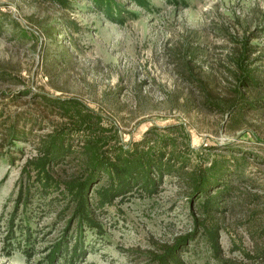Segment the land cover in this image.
<instances>
[{
	"label": "rangeland",
	"instance_id": "obj_1",
	"mask_svg": "<svg viewBox=\"0 0 264 264\" xmlns=\"http://www.w3.org/2000/svg\"><path fill=\"white\" fill-rule=\"evenodd\" d=\"M69 1L0 0V264H44L64 226L52 214L31 219L30 259L3 248L22 164L41 135L74 126L45 98L87 106L103 134L125 145L153 129L192 164L240 166L213 215L217 252L195 225L187 183L165 177L154 196L117 198L98 211L103 234L85 232L90 251L76 264H151L181 236L192 238L186 264H264V0H148L146 8L116 0L123 23L90 0ZM244 73L257 83L241 81ZM13 125L25 140L9 137Z\"/></svg>",
	"mask_w": 264,
	"mask_h": 264
},
{
	"label": "trees",
	"instance_id": "obj_2",
	"mask_svg": "<svg viewBox=\"0 0 264 264\" xmlns=\"http://www.w3.org/2000/svg\"><path fill=\"white\" fill-rule=\"evenodd\" d=\"M47 1L63 8L70 6L69 0ZM130 1L145 8L149 5L148 0ZM90 2L108 20L125 21L126 10L116 0ZM256 79L244 73L241 81L256 84ZM45 99L74 119V126H61L41 135L35 154L22 164L14 209L3 239L7 254L18 249L30 259L36 243L31 219L52 214L56 220H64V226L53 242L45 246L43 263L57 264L61 259L65 264L79 263L90 251L85 245V232L103 234L97 212L112 206L117 198L154 196L165 177L180 178L187 183L189 200L195 201L200 211V218L194 219L195 225L215 252L220 249L213 215L220 209L224 196L230 195L229 181L240 172L238 163L214 159L204 166L192 164L177 150L173 137L153 129L142 139L125 145L115 135L103 134L108 128L87 106L80 108L74 99ZM7 134L22 140L27 136V132L17 131L15 125ZM242 159L246 160L243 156ZM187 239L192 238L181 236L165 247L153 256L151 264H186L181 253L187 247Z\"/></svg>",
	"mask_w": 264,
	"mask_h": 264
}]
</instances>
